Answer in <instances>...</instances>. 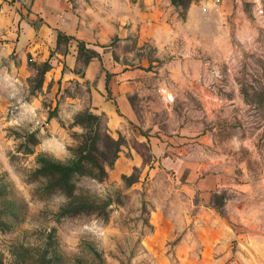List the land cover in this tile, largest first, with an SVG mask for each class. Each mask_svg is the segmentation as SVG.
<instances>
[{
  "label": "rangeland",
  "instance_id": "rangeland-1",
  "mask_svg": "<svg viewBox=\"0 0 264 264\" xmlns=\"http://www.w3.org/2000/svg\"><path fill=\"white\" fill-rule=\"evenodd\" d=\"M73 6L83 37L39 61L6 39L0 3V264H264V5ZM92 61L112 103L109 81L127 77L137 121L115 128L97 110ZM88 114L106 178H77L61 216L65 197L34 173L41 158L74 162Z\"/></svg>",
  "mask_w": 264,
  "mask_h": 264
},
{
  "label": "crops",
  "instance_id": "crops-1",
  "mask_svg": "<svg viewBox=\"0 0 264 264\" xmlns=\"http://www.w3.org/2000/svg\"><path fill=\"white\" fill-rule=\"evenodd\" d=\"M73 1L0 0L4 6L5 29L8 31L6 39L10 41L15 39L18 47L28 45L29 50L33 51L39 61L48 60L51 50L58 44L60 34L70 39L71 43L83 37L78 17L80 12L74 8ZM252 1L264 5V0ZM18 29H20L19 34L14 31ZM99 67V64L92 61L86 70V78L98 79L100 92H98L97 110L108 115L110 124L115 128L124 126L123 124L128 121H137V109L130 100L132 93L128 91L124 81L127 77L121 73L109 81L108 88L111 90V96L114 97V103H112L107 100L106 72L101 73ZM162 137L166 141V133H162ZM183 142L188 140L184 139ZM159 148L162 151L165 146H158L157 149Z\"/></svg>",
  "mask_w": 264,
  "mask_h": 264
},
{
  "label": "trees",
  "instance_id": "trees-1",
  "mask_svg": "<svg viewBox=\"0 0 264 264\" xmlns=\"http://www.w3.org/2000/svg\"><path fill=\"white\" fill-rule=\"evenodd\" d=\"M62 35H59V39ZM90 59L87 60L89 62ZM99 117L93 114L87 115L86 122L89 123L88 133L83 136L78 148L75 151L76 159L71 165L64 166L54 162L51 159L41 158V167L34 173L36 178L47 182L50 189L59 190L61 195L66 199V205L61 208L59 215L64 216L71 212L73 208L72 200L75 199V182L79 177H90L100 181L106 178L104 163L107 162V154L100 151L97 145H101L98 138L94 139L93 128L94 122L97 123L95 136L100 135L101 127L98 125ZM105 131V130H104ZM109 143L114 147L113 156H117L119 144L111 137L107 136ZM76 207V206H75ZM91 207L88 204L77 206V210H85ZM64 214V215H63Z\"/></svg>",
  "mask_w": 264,
  "mask_h": 264
}]
</instances>
